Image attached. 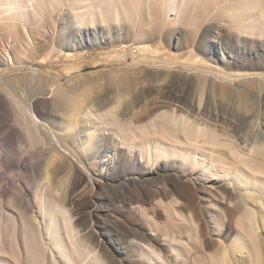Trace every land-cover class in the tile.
<instances>
[{
	"label": "bare ground",
	"instance_id": "1",
	"mask_svg": "<svg viewBox=\"0 0 264 264\" xmlns=\"http://www.w3.org/2000/svg\"><path fill=\"white\" fill-rule=\"evenodd\" d=\"M154 1L0 0V109L10 107L3 91L12 108L24 109L15 88L26 85L29 110L48 114L49 71L41 68L75 57L73 45L63 53L54 41L66 9L68 34L88 46L108 18ZM183 1L197 18L209 17L203 31L215 63L182 61L189 68L182 73L195 79L138 82V93L117 81L115 92L86 104L85 93L60 92L70 116L63 126L81 125L74 141L82 152L66 134L49 127L44 136L25 122L31 143L49 140L64 162L38 180L25 158L0 159L19 170L0 176V264H264V126L249 138L242 118L252 102L256 125L264 111V0ZM174 6L162 0L159 12ZM139 48L136 61L149 62ZM114 52L126 60L128 53ZM10 129L0 112V132ZM67 164L77 175L73 187L87 192H58L56 175Z\"/></svg>",
	"mask_w": 264,
	"mask_h": 264
},
{
	"label": "rangeland",
	"instance_id": "2",
	"mask_svg": "<svg viewBox=\"0 0 264 264\" xmlns=\"http://www.w3.org/2000/svg\"><path fill=\"white\" fill-rule=\"evenodd\" d=\"M62 1L61 5L62 3L64 5L66 0ZM173 3L175 6L168 13H164V11L159 12V8L162 6V0H156L150 3V5L143 3V8H139L132 13H121L117 18L113 17L110 20L108 18L109 22L101 26L98 31L96 44H89L88 46L77 43L68 34V30L71 27L70 23L66 22V14H73V12L66 9L63 17L58 22V27L61 30L59 28L56 29L57 32L55 33L54 41L58 40L56 41V47L60 46L58 49H61L63 53L68 51L67 44L73 45L75 48L73 50L75 57L69 59L61 55L60 59L54 62L53 66L50 65V67L42 66L41 68L40 65L34 64L35 69L41 68L45 72L46 69L49 71V73L46 72V78L48 80L46 81V86L48 89L45 96L48 97L49 102V112L46 116L39 117L34 111L29 110L31 96L28 86L22 85L18 86V89L17 87L15 88L16 93L19 91L17 93V99L23 104H21L24 107L22 110H19L21 108L17 110L15 106L12 108L10 105V97H8L6 92H2L4 98L9 102L10 107L2 108L0 112L9 116L11 129L0 132V159L4 158L5 162L7 160L16 162L20 157H23L31 165L29 171L30 176H37L38 180L44 179L45 176H50L51 178V176H55L51 172L52 169L57 165L63 164L64 156L62 157L63 154L61 151L54 144H51L49 140L47 143V140L42 141L40 139L33 145L30 141L29 133L26 130L25 122H28V127L32 128L37 123L39 129L41 128V134L46 131L44 129H49V127L59 135L66 134L73 148L81 150L78 146L79 142L75 143L74 141L76 139L78 140L76 134L81 125H79V128H74V130L67 129L63 126L64 119H70V116L64 113L66 106L65 109L64 107L63 109L59 107L60 99H62L65 93L69 92L75 97H82L83 93L87 94L84 101V104H86L92 97L98 96L102 98L107 94L115 92L116 87L112 83L117 81H121L125 85L127 84L126 86L131 85V90L138 93L139 90L136 88L138 82L147 80L167 82L177 77H186L188 80L195 79V75L189 74L190 76H185L187 73L185 72V75L182 73V70L189 69L183 65L182 61L191 62L193 65H195L194 61L196 59L204 63H215V58L207 52L210 34H205L203 31L204 25L209 17L202 16L197 18L196 9L193 10L190 7L192 6L191 4L184 3L182 0H173ZM156 7L158 8L157 11L155 10ZM153 10L156 12H152ZM206 13L211 15L215 14L216 16V13L213 11ZM178 25L183 28L182 34H177L174 30ZM176 35L180 37L178 40L174 39ZM140 44L146 46V49H148L145 50V53L149 57L150 63L136 61L140 54H138L140 52L138 51ZM133 48H138L135 56V52L133 54L132 51ZM114 50L117 53L119 51L128 53L127 61L124 58L119 59V57L115 56L116 53ZM154 59L156 61L153 62ZM221 64L226 65L227 63L221 62ZM22 71L19 70L20 73ZM128 83L131 84L129 85ZM60 92H63V95ZM129 100L130 98H122L120 100L122 102L118 106L117 111L121 112ZM252 103L251 105H245V108H249L247 109L248 113L241 117L248 119L245 129L247 131L246 135L249 138H256L258 137V124H263L264 126V111L256 125L253 121L255 120L258 104L257 102ZM45 133L42 135L45 136ZM0 165L2 166V168L0 167V176L12 177L16 175H10L11 173L19 172L17 168H4L2 160L0 161ZM20 172L23 173L25 171ZM99 172L104 174V168L103 170L100 168ZM56 176L57 188L60 194L69 197L71 194L74 195L83 190V185L77 189L75 186L73 187L77 175L70 164H67L66 169ZM8 186L11 189L13 188L12 183ZM88 190L89 188L86 186L83 191L87 192ZM33 196L34 192L31 195V201L34 204ZM213 231L216 232L217 230L213 229Z\"/></svg>",
	"mask_w": 264,
	"mask_h": 264
},
{
	"label": "built area",
	"instance_id": "3",
	"mask_svg": "<svg viewBox=\"0 0 264 264\" xmlns=\"http://www.w3.org/2000/svg\"><path fill=\"white\" fill-rule=\"evenodd\" d=\"M133 51H134V52H136V51H137V49H136V48H133Z\"/></svg>",
	"mask_w": 264,
	"mask_h": 264
}]
</instances>
